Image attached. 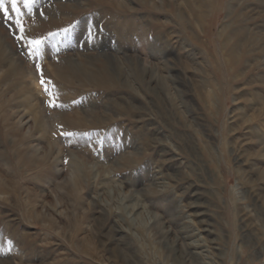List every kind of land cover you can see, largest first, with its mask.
Listing matches in <instances>:
<instances>
[{
	"label": "rangeland",
	"instance_id": "374dc122",
	"mask_svg": "<svg viewBox=\"0 0 264 264\" xmlns=\"http://www.w3.org/2000/svg\"><path fill=\"white\" fill-rule=\"evenodd\" d=\"M201 4L4 0L0 264H264V0Z\"/></svg>",
	"mask_w": 264,
	"mask_h": 264
},
{
	"label": "snow or ice",
	"instance_id": "6c2138e0",
	"mask_svg": "<svg viewBox=\"0 0 264 264\" xmlns=\"http://www.w3.org/2000/svg\"><path fill=\"white\" fill-rule=\"evenodd\" d=\"M34 2H35V0H25V5L24 6L26 8H30L31 5ZM11 4H12V10L16 11V9H17V0H11ZM0 11H3L5 13V15H7V9L4 6V0H0ZM16 23H17L18 26H20V21L17 20ZM21 31H23L22 27H21ZM64 31H67V30L65 29ZM29 43L30 44H34L36 46L35 51L38 54L39 47H40L42 41L36 40V41H30ZM37 67L39 68V65ZM44 83H45V81L43 79H41V85H44ZM44 90H45V92H49L48 88H45ZM49 95L53 97V99L50 100V102H49L50 106H60V105L56 104V102H55V95L56 94L53 93V92H49Z\"/></svg>",
	"mask_w": 264,
	"mask_h": 264
},
{
	"label": "bare ground",
	"instance_id": "6f19581e",
	"mask_svg": "<svg viewBox=\"0 0 264 264\" xmlns=\"http://www.w3.org/2000/svg\"><path fill=\"white\" fill-rule=\"evenodd\" d=\"M183 1H184V0H183ZM185 1H186V0H185ZM193 1H195V0H193ZM196 4L199 5V8H203V7H204V5L201 4V0H196ZM188 9L190 10L191 13L194 14V17H195V18H197V17L199 16L200 12H199V14L196 12V13H197V14H196L194 10L190 9V7H188ZM84 26H85V25H84ZM85 30H86V29H85ZM0 43H1V42H0ZM0 45H1V44H0ZM1 46L3 47V45H1ZM5 50H6V49H5ZM230 51H232V50H230ZM2 52H4V49H2ZM235 52H236V51H235ZM4 53H5V52H4ZM231 53H232V52H231ZM232 55H234V54H232ZM2 57H3V56H2ZM72 63H73V62H72ZM72 63L70 62V65H69L70 68H71V70H73V71H77L78 73H83V72H84L85 76H88V75H89L90 72L88 73V72L85 71L84 69H78V68H76L77 66L75 67V64L73 63V64H74V65H73ZM90 64H91V62H90ZM78 65H79V63H78ZM88 65H89V64H88ZM6 66H7V65H6ZM69 70H70V69H69ZM12 72H13V71H12ZM1 73H2V72H1ZM72 73H73V72H72ZM96 75H97V74H96ZM66 78H67V77H66ZM93 78H94V77H93ZM32 85H33V84H32ZM29 92H30V91H29ZM30 105H32V104H30ZM32 106H33V105H32ZM32 108H33V107H32ZM32 108H31V109H32ZM29 110H30V109H29ZM33 110H34V109H33ZM34 112H35V111H34ZM34 112H33V113H34ZM31 115H33V114H31ZM41 126H42V125H41ZM40 128H41V127H40Z\"/></svg>",
	"mask_w": 264,
	"mask_h": 264
}]
</instances>
